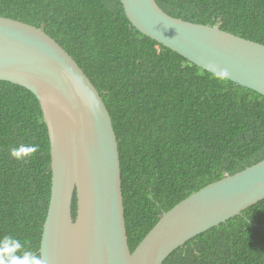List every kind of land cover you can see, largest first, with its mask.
Segmentation results:
<instances>
[{
  "label": "trees",
  "instance_id": "trees-1",
  "mask_svg": "<svg viewBox=\"0 0 264 264\" xmlns=\"http://www.w3.org/2000/svg\"><path fill=\"white\" fill-rule=\"evenodd\" d=\"M156 2L175 18L264 45V0ZM0 17L43 29L103 98L119 144L132 253L182 201L264 160V96L139 32L121 0H0ZM51 162L39 101L0 81V239L13 236L37 257ZM10 252H0V259ZM165 264H264V200L192 239Z\"/></svg>",
  "mask_w": 264,
  "mask_h": 264
},
{
  "label": "water",
  "instance_id": "water-1",
  "mask_svg": "<svg viewBox=\"0 0 264 264\" xmlns=\"http://www.w3.org/2000/svg\"><path fill=\"white\" fill-rule=\"evenodd\" d=\"M121 3L132 26L145 36L264 96L263 44L175 18L156 0ZM210 64L228 73L211 72ZM0 81L35 95L49 132L52 189L40 248L44 264H165L192 239L264 200L262 160L165 213L132 253L118 139L89 77L43 29L0 17Z\"/></svg>",
  "mask_w": 264,
  "mask_h": 264
},
{
  "label": "clouds",
  "instance_id": "clouds-1",
  "mask_svg": "<svg viewBox=\"0 0 264 264\" xmlns=\"http://www.w3.org/2000/svg\"><path fill=\"white\" fill-rule=\"evenodd\" d=\"M208 70L216 73H228L226 69L216 71L215 66L211 64L208 66ZM11 154L13 157H17V149H12ZM9 249L11 250V252L8 253L6 259H0V264H44L43 256L37 257L33 253L23 251V245H21L20 242L13 236H5L3 239H0V252H5ZM17 251H23V256L20 257L15 255Z\"/></svg>",
  "mask_w": 264,
  "mask_h": 264
}]
</instances>
